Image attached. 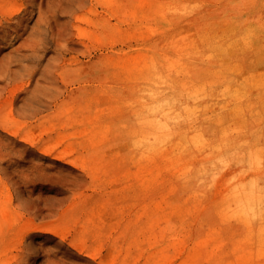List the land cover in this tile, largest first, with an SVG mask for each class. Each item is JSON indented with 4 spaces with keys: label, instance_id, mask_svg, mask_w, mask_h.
I'll list each match as a JSON object with an SVG mask.
<instances>
[{
    "label": "rangeland",
    "instance_id": "1",
    "mask_svg": "<svg viewBox=\"0 0 264 264\" xmlns=\"http://www.w3.org/2000/svg\"><path fill=\"white\" fill-rule=\"evenodd\" d=\"M260 79L264 0H0V264H264Z\"/></svg>",
    "mask_w": 264,
    "mask_h": 264
},
{
    "label": "bare ground",
    "instance_id": "2",
    "mask_svg": "<svg viewBox=\"0 0 264 264\" xmlns=\"http://www.w3.org/2000/svg\"><path fill=\"white\" fill-rule=\"evenodd\" d=\"M240 25V24H239ZM242 25V24H241ZM240 25V26H241ZM257 25V24H256ZM250 28V27H249ZM249 28H247V29H249ZM252 28V27H251ZM238 29V28H237ZM253 29V28H252ZM233 30V29H232ZM236 31H238V30H236ZM254 32H256V31H254ZM245 34V33H244ZM233 35V34H232ZM243 36H245V35H243ZM241 37V36H240ZM254 37V36H253ZM228 38V37H227ZM247 38V37H246ZM250 38H251V36H250ZM223 39V38H222ZM237 39V38H236ZM242 39H244V38H242ZM248 39V38H247ZM246 39V40H247ZM254 39V38H253ZM252 39V40H253ZM257 39V38H256ZM239 40V39H238ZM245 40V41H246ZM248 41V40H247ZM246 41V42H247ZM220 43V42H219ZM245 43V42H244ZM249 43V42H248ZM233 44V43H232ZM251 43H249V45H250ZM211 45V44H210ZM218 46V45H217ZM222 46V45H221ZM246 46V45H245ZM210 47V46H209ZM251 47V46H250ZM213 48V47H212ZM224 48V47H223ZM227 48V47H226ZM211 50H213V49H211ZM216 50V49H215ZM227 50V49H226ZM218 51H219V49H218ZM225 51V50H224ZM213 52V51H212ZM235 53L236 54H238L236 51H235ZM246 53V52H245ZM245 53H243V54H245ZM215 54H216V52H215ZM215 54H214V56H215ZM235 55V54H234ZM213 56V55H212ZM247 56V55H246ZM217 57V56H216ZM228 57V56H227ZM230 57V56H229ZM228 57V58H229ZM241 57V56H240ZM198 58V57H197ZM215 58V57H214ZM228 58H226L227 60H229L230 61V59H231V57L228 59ZM248 58V57H247ZM201 59V58H200ZM241 59H243V58H241ZM246 59V58H245ZM244 59V60H245ZM196 60V59H195ZM194 60V61H195ZM214 60V59H213ZM212 60V61H213ZM219 60V59H218ZM235 60V59H234ZM224 61H226V60H224ZM190 62V61H189ZM217 62H221L220 60L219 61H216V64H217ZM243 62V61H242ZM250 62V61H249ZM185 63H186V61H185ZM197 63V62H196ZM200 64H202V66L203 67H205L206 66V63L204 62V60H202L201 59V62H199ZM233 64V63H232ZM236 64H238V63H236ZM235 64V65H236ZM243 64V63H242ZM186 65V64H185ZM221 65V64H220ZM234 65V66H235ZM184 67V66H183ZM188 67V66H187ZM225 67V66H224ZM235 67H237V66H235ZM234 67V68H235ZM243 67V66H242ZM195 68L196 69H198V67L197 66H195ZM233 68V67H232ZM232 68H231V70H232ZM233 68V69H234ZM257 68V67H256ZM200 69V68H199ZM236 69V68H235ZM245 69V68H244ZM253 69H254V67H253ZM262 69V68H261ZM230 70V69H229ZM238 70V69H237ZM236 70V71H237ZM243 70V69H242ZM200 71H201V69H200ZM205 71H207V70H205ZM204 71V72H205ZM218 71V70H217ZM184 72V71H183ZM182 72V73H183ZM186 72V71H185ZM218 73V72H217ZM216 73V74H217ZM253 73V71H251V77H252V74ZM204 74H206V73H204ZM214 74V73H213ZM222 74V73H221ZM225 74V73H224ZM223 74V75H224ZM239 74H241V73H239ZM259 74V73H258ZM222 75V76H223ZM260 75V74H259ZM195 76V75H194ZM198 76V75H197ZM221 76V75H220ZM224 76H226V75H224ZM255 76V75H254ZM253 76V77H254ZM257 76V75H256ZM261 77H262V75H260ZM196 77V76H195ZM246 77H248V75L246 76ZM206 78V77H205ZM213 78V77H212ZM222 79H225V78H222ZM230 79V78H229ZM229 79H227V80H229ZM201 80V79H200ZM197 81V80H196ZM209 81H211V80H209ZM214 81V80H213ZM221 81V80H220ZM254 81H256V80H254ZM250 82V79H247V78H245L244 79V77H241V79H239V78H237V79H235L234 81H232V84L231 85H233L234 86V88L233 89H237V90H239V92L241 93V96H245V105L247 104L246 102H247V99H248V88H247V86H248V84H250L249 83ZM184 83V82H183ZM215 83V82H214ZM254 83V82H253ZM189 84H191V82L189 83ZM193 84V83H192ZM201 84H204L203 82H201ZM207 84V83H206ZM254 84H256V83H254ZM258 84H259V87L260 88H262V86L264 85V79H260L259 81H258ZM196 85V84H195ZM208 85V84H207ZM217 85V84H216ZM215 85V86H216ZM192 86V85H191ZM257 86V85H256ZM183 87V86H182ZM198 87V86H197ZM200 87H201V85H200ZM188 88V87H187ZM223 88V87H222ZM253 88H255V86L253 87ZM264 88V87H263ZM197 89V88H196ZM201 89H202V87H201ZM211 89V88H210ZM220 89V88H219ZM187 91H188V89H186ZM215 90H216V88H215ZM226 90L227 91H230V88H226ZM218 91V90H217ZM204 92V91H203ZM210 92V91H209ZM210 93H212V92H210ZM186 94V93H185ZM235 94V93H234ZM206 95V94H205ZM212 95V94H211ZM227 95H228V93H227ZM236 95V94H235ZM191 96H192V94H191ZM207 96V95H206ZM218 96V95H217ZM222 96V95H221ZM185 97V96H184ZM189 97V96H188ZM198 97V96H197ZM204 97V96H203ZM216 97V96H215ZM224 97V96H223ZM233 97V96H232ZM231 97V98H232ZM237 97V96H236ZM238 97H239V95H238ZM256 97V96H255ZM194 98V97H193ZM199 98H201V97H199ZM219 98V97H218ZM217 98V99H218ZM185 99V98H184ZM195 99V98H194ZM197 99V98H196ZM215 99V98H214ZM233 99V98H232ZM239 99H240V97H239ZM238 99V100H239ZM253 99V98H252ZM193 100V99H192ZM255 100H257L256 98H255ZM258 100L259 101H262V100H264V90L262 89V91L261 92H259L258 93ZM189 101V100H188ZM195 101V100H194ZM199 102H200V100H198ZM258 101V102H259ZM214 102V101H213ZM236 102V101H235ZM202 103V102H201ZM212 103V102H211ZM244 103V102H243ZM243 103H241V104H238V107L240 108V106L243 104ZM249 103V102H248ZM170 104V103H169ZM204 104V103H203ZM202 105V104H201ZM233 106V105H232ZM259 106H260V104H259ZM201 108V106L200 105H196V102H195V104H186V102H182V127H181V129H180V131L179 132H181V134L179 135V137H177L176 138V140L179 142V145L180 146H182L184 143H187V142H189V140H187V139H189V138H194V137H197L198 135H205V133H204V131H200V130H195V128L194 127H192V126H195V124H196V120H195V118H196V115L199 113V109ZM239 108H237V109H239ZM234 110V109H233ZM243 110V109H242ZM260 110V109H259ZM262 110V109H261ZM238 112H239V110H238ZM248 112V111H247ZM255 113H257L256 111H254ZM236 114V113H235ZM246 114V113H245ZM241 116V115H240ZM244 117H245V115H243ZM243 116H241V117H243ZM192 118H194V120L192 119ZM197 119V118H196ZM242 120V119H241ZM244 120V119H243ZM234 121V120H233ZM247 124V123H246ZM200 125V124H199ZM245 125V124H244ZM197 126H198V124H197ZM241 126V125H240ZM196 127V126H195ZM200 127V126H199ZM198 127V128H199ZM201 128V127H200ZM240 128V127H239ZM247 128V127H246ZM190 129H193V130H195V132H194V134H191L190 133ZM241 129V128H240ZM243 129V128H242ZM207 131V130H206ZM223 131V130H222ZM242 131V130H241ZM225 132V131H224ZM207 133V132H206ZM221 133H223V132H221ZM211 135V134H210ZM213 137H215V136H213ZM258 137V136H257ZM162 138V137H161ZM203 138V137H202ZM259 138V137H258ZM164 139V138H163ZM200 139V138H199ZM162 140V139H161ZM165 140H169V139H165ZM201 140V139H200ZM159 141H160V139H159ZM164 140H162V142H163ZM206 141V140H205ZM212 141V140H211ZM200 142H202V141H200ZM207 142V141H206ZM163 143H165V142H163ZM208 143V142H207ZM162 145H164V144H162ZM209 145H210V142H209ZM153 146H154V144H153ZM189 146H191V145H189ZM198 148H200L199 146H197ZM220 147V146H219ZM193 148H194V146H193ZM188 149V148H187ZM236 151V150H235ZM185 152V151H184ZM226 152V159H227V157L229 158L232 154L229 152V150H226L225 151ZM236 153V152H235ZM241 153H239V155H240ZM259 154V153H258ZM239 155H236V156H239ZM242 156H243V153H242ZM252 156V155H251ZM254 156V155H253ZM221 157H222V159L224 158L223 157V154H221ZM233 158V157H232ZM234 159V158H233ZM217 160H219V158L217 159ZM235 160V159H234ZM240 161L242 160H244V159H239ZM247 160V159H246ZM214 161V160H213ZM212 161V162H213ZM220 161V160H219ZM222 161V160H221ZM228 161V160H227ZM236 162H237V160H235ZM235 162V163H236ZM218 163V162H217ZM217 163L215 162V164L217 165ZM227 163V162H226ZM229 163V162H228ZM227 163V164H228ZM232 163V162H231ZM244 163H245V161H244ZM212 165H213V163H211ZM210 164V165H211ZM242 164V163H241ZM222 166H227V165H223V162H222V164H221ZM229 165V164H228ZM239 165V164H238ZM244 165V164H243ZM235 166H237V165H235ZM211 168V167H210ZM226 168V167H225ZM225 168L223 169V170H225ZM212 169H214V168H212ZM239 168H237L236 170H238ZM244 169H245V167H244ZM232 170H234V167H233V169ZM241 170H243V168L241 169ZM215 171V170H214ZM230 171H231V169H230ZM207 170L205 169V168H201V169H199V174H207ZM213 172V171H212ZM221 172V171H220ZM239 172H241L240 170H239ZM249 172V171H248ZM250 173V172H249ZM226 174V173H225ZM246 174V173H245ZM222 175V174H221ZM209 176V175H208ZM207 177V176H206ZM250 177V176H249ZM260 177V176H259ZM239 179V178H238ZM259 178H257V180H258ZM221 180H222V177H221ZM260 180V179H259ZM237 181V180H236ZM246 181V180H245ZM244 181V182H245ZM239 182V181H238ZM243 182V181H242ZM234 183V182H233ZM236 184V183H235ZM245 185V188H236V189H234V193H232L231 194V197L232 198H234L233 199V201H235L236 203H237V205H238V208H239V210H240V213H243V214H252V215H255L256 217H262V216H264V198H263V196H262V194H261V186H260V184H257V182H256V184L255 183H252V182H250V183H247L246 184V182L244 183ZM230 185H231V183H230ZM229 185V186H230ZM233 186V185H232ZM232 186H231V188H232ZM262 186H263V184H262ZM226 187H228V186H226ZM231 188H230V190H231ZM225 190H227L226 188H225ZM240 217V216H239ZM257 220V219H256ZM250 221V220H249ZM255 221V220H254ZM261 224H263V222L261 223ZM260 224V226L262 227L263 225H261Z\"/></svg>",
    "mask_w": 264,
    "mask_h": 264
}]
</instances>
